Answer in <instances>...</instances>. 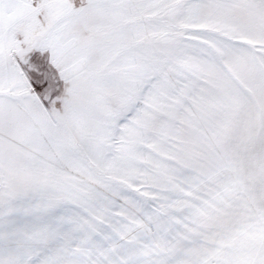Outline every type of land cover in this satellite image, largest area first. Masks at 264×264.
I'll return each mask as SVG.
<instances>
[{
  "label": "snow or ice",
  "instance_id": "1",
  "mask_svg": "<svg viewBox=\"0 0 264 264\" xmlns=\"http://www.w3.org/2000/svg\"><path fill=\"white\" fill-rule=\"evenodd\" d=\"M0 264H264V0H0Z\"/></svg>",
  "mask_w": 264,
  "mask_h": 264
}]
</instances>
